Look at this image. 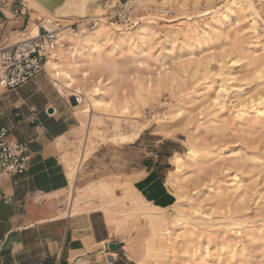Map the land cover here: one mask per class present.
<instances>
[{
    "label": "rangeland",
    "instance_id": "374dc122",
    "mask_svg": "<svg viewBox=\"0 0 264 264\" xmlns=\"http://www.w3.org/2000/svg\"><path fill=\"white\" fill-rule=\"evenodd\" d=\"M120 1L124 0H92L90 10H87L90 0H73L75 5L80 6V11L65 19V22H60L63 24L61 30L66 26L72 34L84 30L93 32L100 24L92 29L90 25L85 24L87 22H82L88 18L81 20L76 17L85 18L83 16L92 14L95 16L92 18H97L98 13L100 16L104 15L105 22L118 25L121 29L111 30L99 43L101 52L109 59V66L101 69L91 68L81 59L74 76V88L79 89L82 95L96 83L100 89L96 99L103 102L96 111L94 110L97 123L93 127L99 129L92 137L94 148L79 166L76 181L77 200L73 205L75 211L102 209L105 213L116 214L120 226L124 228L120 236L124 240L128 257L138 264L149 231L147 212L138 206L137 201L143 199L132 187L131 179L135 177L132 175L143 166L157 167L169 173L174 170L171 157L184 155L188 152V147H192L198 157L194 161L184 157L183 171L176 177L177 180L174 179L176 182H173L171 190L183 196L185 202L189 199L187 203L180 202L184 204L186 212L193 213L187 208L192 204L199 214L190 216L186 225L168 227L173 240L170 236L168 239L174 243L175 252V255L171 256L176 259L168 260L166 257L159 261L166 264H189L186 261L187 256L182 255L183 250L194 246L199 248L200 253H205L206 260L212 263L219 257L230 261L231 264H264V119L258 122L251 117L243 120L234 118V112L242 101L248 100L249 97L255 98L257 94H264V0H153L138 7L130 4V23L126 24L106 19V16L117 10ZM234 1L245 3L246 8L251 1L257 14L245 8L244 15H233L229 20H223L225 14L222 13H225V9L222 7L231 5ZM95 10L97 13H94ZM28 16L30 18V14ZM38 17L44 19L41 15ZM253 21L256 23V32L247 28L249 22L251 25ZM37 23L39 24L38 21ZM142 24L150 31L143 42L140 39L142 35H139L136 29ZM190 26H194L196 32L202 34H199L198 40L191 32ZM228 26L236 27L234 33L228 31ZM126 33L132 34L134 42L124 41ZM230 33L241 37L244 52L238 51L232 45L233 35ZM229 47L231 49H228ZM235 59L238 64L232 63ZM245 63L251 65L246 67ZM223 73L234 77H230L227 82L229 90L221 93L220 99L213 103L212 98L218 91L216 89L221 85L223 78L227 79ZM36 78L42 80L50 91L58 93L46 71ZM206 83L211 84L208 91L203 90L207 88ZM193 91L200 94L192 98ZM60 96L71 106L76 121V127L70 133L69 140L64 142L63 153H77L80 150V139L84 135V132L80 131L82 118L75 108L78 104L74 97ZM223 104L225 106L222 107ZM119 133L128 137L138 134V138L133 143L119 145L111 140ZM101 136L103 142L100 141ZM213 151L218 154L217 157H213L215 154L211 155ZM230 153L234 161L231 160ZM257 163L258 166L260 164L261 170L258 169ZM193 170L197 172H194L196 175ZM234 175H240L237 180L240 179L238 181L242 183V188L235 195H229L228 191L224 190ZM217 187H220L222 195L217 194ZM209 209L210 212L207 213ZM160 210L165 211V217L169 221L175 216L173 206ZM182 234L186 235V238L179 236ZM228 247L233 249L232 259L228 255ZM152 260V257H149L147 264H154Z\"/></svg>",
    "mask_w": 264,
    "mask_h": 264
},
{
    "label": "crops",
    "instance_id": "0c3cea01",
    "mask_svg": "<svg viewBox=\"0 0 264 264\" xmlns=\"http://www.w3.org/2000/svg\"><path fill=\"white\" fill-rule=\"evenodd\" d=\"M1 1L0 45L15 41L29 23L11 19L9 10L22 5L27 16L31 12L24 0ZM58 93L37 78L13 90L0 88V124L14 125L8 139L29 154L22 175L0 180V264H135L120 236L124 228L115 229L102 209L73 212L66 206L72 191L63 147L76 121ZM136 172L132 187L146 203L158 209L175 204L168 172L146 166Z\"/></svg>",
    "mask_w": 264,
    "mask_h": 264
},
{
    "label": "bare ground",
    "instance_id": "6f19581e",
    "mask_svg": "<svg viewBox=\"0 0 264 264\" xmlns=\"http://www.w3.org/2000/svg\"><path fill=\"white\" fill-rule=\"evenodd\" d=\"M25 2H28V7L30 8V10L32 11V13H30V18H29V24L26 27L25 31L17 34L15 41H21V40H25V39H30V38H35L38 35V27L39 24L37 23V19H39L40 17H38V15H41L42 17H44V19L50 18V19H55L58 20L59 22H65V19L71 18L72 16H67L64 18H58L55 17L53 15H51L47 10H45L42 6H40L35 0H24ZM149 1H153V0H130V4L131 6H141L143 3L149 2ZM251 2V1H250ZM248 2V6L246 8V6H244V4H242L241 1H234L231 5L227 4L226 6L222 7L223 9H225V14L223 15V20L228 19L230 16L233 15H244V11H246V9H249L250 12L252 11L253 13L257 14L256 9L254 8L253 4ZM27 5V4H26ZM78 8L80 7L77 4ZM233 6V7H232ZM149 8V7H148ZM246 8V9H245ZM222 9V10H223ZM78 11L80 10H76V12H74V14H78ZM216 11H214L215 14ZM219 12V11H218ZM94 13H97V11L95 10ZM93 13V14H94ZM81 14V13H80ZM211 14V12H210ZM222 14H220V16H222ZM213 15V14H212ZM248 15V14H247ZM94 15L89 14L87 16H83L85 18H92ZM104 15H98L97 13V18L99 19V24L100 27L96 30H92L93 32H86V30L81 31L77 34H72V32H70V29H67L66 26H64L60 32V34L58 35V42H57V46L56 48L50 53V55H48L47 60H46V64H45V71L49 74L50 79L53 82V85L55 86V88L57 89V91L62 95V96H68V97H74L77 96L79 99V103L78 105L75 107L78 109L79 115L82 118L81 121V132H84L83 137L80 139V150L79 152H64L63 155V161L65 162V165L69 168L68 172H67V177L69 179V183H70V188H71V196L68 199V207L72 208V211L75 212L74 209V203L76 202L77 198H76V192L78 190L77 185H76V181L78 178V174H79V166L86 160V158L88 157L90 151L92 150V144H93V139L92 137L98 133V128H94L93 126L96 125L97 120H96V116L94 115V112L99 108L100 105L103 104V102L100 100L96 99V95L100 94V89L98 88L97 84L95 83L94 86L86 89V92L82 95L80 94V92L78 91L79 89L74 88V76L76 71L78 70V64L79 61L82 59L84 63L87 64V66L91 67V68H100L101 67H107L109 66V62L106 57L105 54H103L101 52V45L100 40L103 39L104 37L107 36V34L111 31V30H116V31H120L121 29L119 28L118 25L115 24H109L107 22H105L106 20L103 18ZM256 16V15H254ZM82 17V16H81ZM95 17V16H94ZM216 18V17H215ZM249 18V17H248ZM245 19V16H244ZM88 20V19H87ZM229 20V19H228ZM252 20V18H251ZM86 21V20H85ZM246 21V20H245ZM235 22V21H234ZM255 21H253V23L250 25L249 22V27L251 31L256 32V26L254 23ZM189 23V22H188ZM210 23V22H209ZM247 23V22H246ZM62 24V23H61ZM197 24V23H196ZM63 25V24H62ZM66 25V24H64ZM81 25V24H80ZM235 25V24H232ZM99 26V25H98ZM240 26V25H239ZM248 26V25H247ZM183 27V26H182ZM191 27V26H190ZM194 27V26H193ZM191 27V32H193V34H195V36L197 37L196 40H198V36H200L199 34L201 33H197L195 28ZM203 27V26H202ZM238 27V25H237ZM245 27V26H244ZM199 28V27H198ZM233 26H228V31H235ZM137 31H139V35L141 36V42H143L145 36H147L148 34H150V31L147 30L146 25L142 24L140 26H138V28H136ZM152 29V27L150 28ZM197 29V28H196ZM205 29V28H204ZM238 29V28H237ZM183 30V29H182ZM202 30V28H201ZM207 30V29H206ZM227 30V29H226ZM91 31V30H89ZM153 31V30H152ZM189 31V30H187ZM204 31V30H203ZM225 31V30H223ZM227 31V32H228ZM243 31V30H242ZM247 31V30H245ZM180 32V31H179ZM226 32V31H225ZM241 32V30H240ZM174 33V31H173ZM184 33V32H183ZM204 33V32H203ZM208 33V32H207ZM234 33V32H233ZM244 33V32H243ZM209 34V33H208ZM225 34V33H223ZM231 34V33H230ZM242 34V33H241ZM248 34V33H246ZM250 34V33H249ZM248 34V35H249ZM256 34V33H255ZM202 35V34H201ZM220 35V34H219ZM227 35V33L225 34ZM224 35V36H225ZM233 35V34H231ZM240 35V34H239ZM174 36V35H173ZM230 36V35H229ZM228 36V37H229ZM243 36V35H242ZM251 36V35H250ZM136 37V36H135ZM151 37V35H150ZM153 37V35H152ZM254 37V36H253ZM188 38V37H187ZM227 40H229L227 37H224ZM243 38V37H242ZM249 38V37H248ZM105 39V38H104ZM103 39V40H104ZM124 41L127 43H130L133 40V36L131 33H126L125 37H124ZM225 40V39H224ZM231 42L232 45L241 52H244L243 48H242V43H241V37L234 34L231 37ZM226 41V40H225ZM115 42V41H114ZM113 42V43H114ZM134 42V41H132ZM204 42V41H203ZM228 42V41H227ZM225 42V43H227ZM229 42V43H231ZM206 43V42H205ZM250 43V42H249ZM133 44V43H132ZM142 44V43H141ZM140 44V45H141ZM251 44V43H250ZM110 45V44H109ZM139 45V44H138ZM137 45V47H138ZM127 46V45H126ZM190 47V46H189ZM195 47V45H194ZM227 47V46H226ZM113 48V47H112ZM130 48V47H129ZM131 48H133L131 46ZM130 48V49H131ZM140 48V47H139ZM134 49V48H133ZM228 49H231L230 47ZM250 49V48H248ZM126 50V49H125ZM140 50V49H139ZM135 51V50H134ZM133 52V51H132ZM144 52V51H143ZM142 52V53H143ZM240 52V53H241ZM127 53V50H126ZM130 53V52H129ZM138 54V52H136ZM141 53V52H140ZM139 53V55H140ZM145 53V52H144ZM143 53V54H144ZM250 53V52H249ZM135 54V53H134ZM142 54V55H143ZM252 55V54H251ZM242 56V53H241ZM244 56V55H243ZM253 56V55H252ZM250 56V57H252ZM146 57V56H145ZM249 57V56H248ZM247 57V58H248ZM249 57V58H250ZM143 58V57H142ZM248 58V59H249ZM257 58V57H256ZM220 59V58H219ZM254 59V58H253ZM264 59V58H263ZM145 60V59H143ZM242 60L245 61V59L242 58ZM252 60V59H251ZM263 61V60H261ZM220 62V61H218ZM230 62V61H229ZM238 60H232L233 64H238L237 63ZM246 62V61H245ZM264 62V61H263ZM248 63V62H247ZM231 64V63H230ZM250 64V63H249ZM245 63L246 65H249ZM252 64H254V62L252 61ZM201 65V64H200ZM205 65V64H203ZM217 65H220L219 63H217ZM251 65V64H250ZM206 66V65H205ZM222 66V65H221ZM114 67V66H113ZM247 67V66H246ZM252 67V66H251ZM250 68V66H249ZM248 68V69H249ZM246 69V68H245ZM202 70V69H201ZM208 70V68H207ZM233 70V69H232ZM231 70V71H232ZM263 71V69H262ZM216 73V72H215ZM260 73V72H259ZM264 73V72H263ZM207 74V73H206ZM209 74V73H208ZM224 74V73H223ZM262 74V73H261ZM264 75V74H263ZM205 76V75H204ZM215 76V75H214ZM221 76V75H220ZM223 76H225L227 79L222 80L221 85H219V88L216 89V93L215 96L212 98L213 103L217 102L220 99V94L223 92L228 91L227 90V82L231 79L230 77H234V76H230L228 73L224 74ZM202 77V76H201ZM206 78V77H205ZM248 78V77H246ZM235 79V78H234ZM202 80V79H201ZM210 80V79H208ZM258 80V78L256 79ZM255 80V81H256ZM168 81V80H167ZM197 82V80H195ZM225 81V82H224ZM259 81L260 78H259ZM203 82V81H202ZM231 82V81H230ZM208 83V81H207ZM207 88H203V90H207L208 88H211L209 84H207ZM248 83V82H247ZM192 84V83H191ZM194 84V82H193ZM213 84V83H212ZM262 84V83H261ZM169 85V84H168ZM167 85V86H168ZM217 85V87H218ZM259 85V84H258ZM108 86V85H107ZM185 86V85H184ZM194 87V85H193ZM102 88V87H101ZM176 88V87H175ZM229 88V86H228ZM75 89V90H74ZM174 89V87H173ZM202 89V88H201ZM180 90V89H179ZM199 91V90H198ZM181 92V91H180ZM201 92V91H199ZM203 92V91H202ZM200 94V93H199ZM197 91H193L192 92V98L197 97ZM212 94V93H211ZM227 94V93H226ZM189 95V94H187ZM204 95H202L203 97ZM207 96V95H205ZM210 96V95H209ZM208 96V97H209ZM188 97V96H187ZM201 97V99H202ZM249 97V96H248ZM247 97V98H248ZM188 99V98H187ZM190 99V98H189ZM200 99V97H199ZM200 99V100H201ZM240 99V98H239ZM182 100V99H181ZM196 100V99H193ZM104 101V99H103ZM107 101V100H106ZM206 101V100H205ZM211 101V100H210ZM195 102V101H194ZM201 102V101H200ZM106 103V102H105ZM192 103V102H191ZM189 104V103H188ZM202 104V103H201ZM76 105V104H75ZM205 105V104H204ZM221 105V104H220ZM198 106V105H197ZM225 106L224 104L222 105V107ZM219 107V106H218ZM95 110V111H94ZM193 110V108L191 109ZM196 110V109H195ZM194 110V111H195ZM213 110V109H212ZM235 110V109H234ZM211 111V110H210ZM217 111V110H216ZM213 112V111H212ZM209 112H207L208 114ZM97 114V113H96ZM100 114V113H99ZM189 114V113H187ZM186 114V115H187ZM205 114V113H204ZM216 114V113H215ZM191 115V114H190ZM189 115V116H190ZM213 116V115H212ZM120 117V116H119ZM188 117V116H187ZM185 117V118H187ZM200 117V116H199ZM251 117L254 121H258L261 122V120L264 119V94H257L255 98H250L246 101H242L238 106L237 109L234 112V118L238 119V120H243L246 118ZM217 118V117H216ZM219 118V117H218ZM262 118V119H261ZM118 119V118H117ZM202 119V118H201ZM220 119V118H219ZM217 121V120H216ZM230 121V120H229ZM102 122V121H100ZM206 122V121H205ZM211 122V121H210ZM237 122V121H236ZM194 124V123H193ZM197 123H195L196 125ZM206 124V123H205ZM209 124V122H208ZM223 124V122H222ZM224 125V124H223ZM194 126V125H193ZM198 126V125H197ZM219 126V125H218ZM192 127V126H191ZM196 127V126H195ZM209 127V126H208ZM223 127V126H222ZM224 128V127H223ZM204 130V129H203ZM214 132V130H213ZM217 132V131H216ZM223 132V131H222ZM230 132V131H229ZM117 133V132H116ZM75 134V133H74ZM218 134V133H217ZM221 134V133H220ZM219 134V136H220ZM210 135V134H209ZM212 137V136H211ZM138 138V134H134L133 136H125L123 134L119 135H115L111 138V140L114 143H117L119 145L123 144V143H133V141H135ZM69 140V139H68ZM67 140V141H68ZM77 140V139H76ZM103 140V137H100V141ZM205 140V139H204ZM66 142V141H65ZM70 142V141H69ZM78 143V142H77ZM95 143V142H94ZM72 144V143H71ZM61 145V144H60ZM65 145V144H64ZM74 145V144H73ZM217 149V147H215ZM77 149V148H75ZM199 150V149H198ZM204 151V150H203ZM215 151V150H214ZM211 152V155H214L216 152ZM233 153V152H232ZM220 154V153H219ZM252 154V153H249ZM218 154H215L213 157H217ZM231 155V153H230ZM252 156V155H251ZM261 156V155H259ZM184 157L185 158H189L191 160H195L198 156L196 151L192 148V147H188V152L184 155H174L171 157L172 163H173V167L174 170L170 171L168 173V180H167V184L166 186H168L169 191L172 192V194H174L175 198H176V203L173 205V209L175 212V216L169 221L166 217H165V211L164 210H160L158 208H155L153 206H151L150 204L146 203L143 200H139L138 202V206L141 208V210L146 211L147 212V225H148V237L144 240V249L142 252V256L140 257V259L138 260V264H147L146 260L149 257H152V260L154 262V264H166L164 262L159 261L160 259H164V258H168V260L171 258L176 259V257H173L175 254L174 252V246H173V242L171 240L172 237L170 236L169 231V226H177L180 227L182 225H186L187 220L190 218V216L195 215V214H199L198 210H195L192 206V204H189V206H187L188 209H191L193 211V213L189 214L188 212H186V208H184V204H180V202L182 203H187V201H189V199L186 200V202L183 200V196H181L178 192L176 191H172L171 187L173 185L174 179L177 180V176L179 174L182 173L183 171V167L185 165L184 162ZM250 157V155H249ZM232 155H231V160H232ZM235 159V158H234ZM237 159V158H236ZM230 160V159H229ZM238 160V159H237ZM234 161V160H232ZM243 161V159H242ZM221 162V161H220ZM226 162V161H225ZM77 163V164H76ZM228 163V162H227ZM253 163V162H251ZM218 164V163H217ZM220 164V163H219ZM258 166V163H257ZM194 167V166H193ZM228 167V166H227ZM250 167V166H249ZM260 167V164L258 166V169ZM264 167V166H263ZM219 168V167H218ZM217 168V169H218ZM228 169V168H227ZM261 170V169H260ZM259 170V171H260ZM191 171V170H190ZM264 172V170H262ZM195 172V170H193V173ZM197 173V172H195ZM194 173V174H195ZM196 175V174H195ZM182 176V175H181ZM240 175H234L232 176L231 180H230V184H228V186L226 187V189L224 191H228L229 195H235L237 192H239L242 188V183L240 184V179L237 180V177ZM177 177V178H176ZM257 178V177H256ZM255 178V180H256ZM252 179V178H251ZM243 180V179H242ZM253 180V179H252ZM180 181V180H179ZM228 182V181H226ZM225 182V183H226ZM244 183V182H243ZM253 183V182H252ZM214 184H216L214 182ZM255 185V183H254ZM245 186V185H243ZM221 187V186H220ZM220 187L217 189H219V192H217L218 195H222V192ZM246 187V186H245ZM209 188V187H208ZM211 188V187H210ZM248 188V187H247ZM167 189V188H166ZM223 191V190H222ZM250 191V190H249ZM213 193V192H212ZM216 193V192H215ZM214 193V194H215ZM208 195V194H207ZM191 196V195H190ZM209 196V195H208ZM222 199V198H221ZM232 199V197H231ZM223 201V200H222ZM221 201V202H222ZM236 201V200H235ZM242 200H240L241 202ZM189 203V202H188ZM192 203V202H191ZM238 204V202H237ZM239 204H244V203H239ZM230 205V204H229ZM172 207V206H171ZM215 210V208L213 209ZM228 212V210H226ZM210 212V209L207 210V213ZM226 212V213H227ZM110 223L113 224L114 228L117 229L120 226V222L118 221V218L115 217L116 214H114L113 212H106ZM173 214V213H172ZM200 216V215H199ZM223 216V215H222ZM229 217V216H228ZM223 218V217H222ZM216 219V218H215ZM213 220V219H212ZM228 220V219H226ZM198 221V220H197ZM223 221V220H222ZM207 223V222H206ZM219 224V223H218ZM225 224V223H224ZM230 224V223H229ZM254 224V223H253ZM262 224V223H261ZM260 224V225H261ZM197 225V224H196ZM195 225V228H196ZM216 225V224H215ZM239 225V224H238ZM237 225V226H238ZM257 226H259L256 223ZM244 226V225H243ZM246 226V225H245ZM262 226V225H261ZM201 227V226H199ZM224 227V225H223ZM187 228V226H186ZM209 228V227H208ZM221 228V226H220ZM240 228V227H239ZM183 229V228H182ZM189 229V228H188ZM198 229V228H197ZM201 229V228H200ZM226 229V228H225ZM233 229V228H232ZM259 229V227L257 228ZM177 230V229H176ZM178 230L180 231L181 229L178 228ZM185 231V229H183ZM182 230V231H183ZM190 230V229H189ZM199 230V229H198ZM197 230V232H199ZM213 230V228H212ZM218 230V229H216ZM224 230V229H223ZM195 231V230H194ZM192 231V233L194 232ZM226 231V230H224ZM237 231V230H235ZM196 232V231H195ZM196 232V233H197ZM201 232V231H200ZM208 232V231H207ZM232 232H234L232 230ZM258 232V231H257ZM191 233V232H190ZM205 233V232H204ZM237 233V232H236ZM176 234V233H174ZM222 235H224L223 232H221ZM232 234V233H231ZM250 234V233H249ZM248 234V235H249ZM197 235V234H196ZM207 235V234H206ZM209 235V234H208ZM230 235V233H229ZM170 236L171 240L168 239ZM182 236V238H186L184 234L179 235ZM177 236V237H179ZM233 236V235H232ZM243 237V236H242ZM245 237V234H244ZM176 238V236H175ZM220 238H222V236L220 235ZM236 238V237H235ZM242 239V238H241ZM175 240V239H174ZM218 240V239H217ZM237 240V239H236ZM239 240V239H238ZM244 240V238H243ZM255 240V237H254ZM186 241V240H185ZM229 241V240H227ZM198 242V240L196 241ZM217 242V241H216ZM224 242V240H223ZM236 242V241H235ZM179 243V242H178ZM176 243V244H178ZM230 243V241H229ZM262 243V242H261ZM237 244V242H236ZM179 245V244H178ZM184 245L185 242H184ZM221 245V244H220ZM177 245H175L176 247ZM182 246V245H181ZM196 246V245H195ZM218 246V244L216 245ZM223 246V245H222ZM240 246V245H238ZM185 247V246H184ZM224 247V246H223ZM214 248V247H213ZM257 248V247H256ZM220 249V248H219ZM228 255L231 257L232 259V253H233V249L232 247H228ZM178 250V249H177ZM204 250H206V247H204ZM225 250V248H224ZM248 250V248H247ZM259 250L261 251V248L259 247ZM215 251V250H214ZM204 252V251H203ZM213 252V251H212ZM216 252V251H215ZM219 252V251H218ZM257 252V251H256ZM182 255H186V261L189 264H231L230 261L228 260H224V259H220L219 257L217 258L216 255V259L213 263L209 262L206 260V254L204 253H200L199 252V248L198 247H194V246H189L186 247L185 250H183ZM220 253V252H219ZM217 253V254H219ZM226 253V252H225ZM252 253V252H251ZM258 253V252H257ZM171 254L173 256H171ZM208 254V253H207ZM236 254V253H235ZM209 255V254H208ZM237 255V254H236ZM235 255V256H236ZM249 255V254H248ZM245 256V255H244ZM252 256V255H251ZM208 257V256H207ZM228 257V256H227ZM240 257V256H239ZM257 257V256H256ZM260 257V256H259ZM211 258V257H210ZM226 258V257H225ZM229 258V257H228ZM236 258V257H235ZM243 257H241L242 259ZM214 259V258H213ZM230 259V260H231ZM180 260V259H178ZM185 260V259H184ZM238 260V259H237ZM244 260V259H243ZM175 261V260H174ZM252 261V260H251ZM168 262V261H167ZM172 262V261H170ZM180 262H182L180 260ZM149 263V262H148ZM178 263V262H176ZM179 264V263H178ZM233 264V263H232ZM236 264V263H235ZM257 264V263H256ZM260 264V263H259Z\"/></svg>",
    "mask_w": 264,
    "mask_h": 264
},
{
    "label": "built area",
    "instance_id": "2783aa9c",
    "mask_svg": "<svg viewBox=\"0 0 264 264\" xmlns=\"http://www.w3.org/2000/svg\"><path fill=\"white\" fill-rule=\"evenodd\" d=\"M6 4L0 0V11ZM130 0L120 1L119 7L113 14L106 16L107 20L116 23H130ZM11 19L29 16L21 5L9 10ZM39 22L38 35L35 38L21 41H5L0 45V88L13 90L22 84L35 79L45 73V64L48 55L56 48L61 24L55 19H37ZM85 24L93 29L99 25L98 18H88ZM78 104L79 99L74 96ZM1 118V113H0ZM14 125L3 127L0 124V180L4 177L22 175L28 168L29 154L23 145L8 139V133ZM17 264V263H14Z\"/></svg>",
    "mask_w": 264,
    "mask_h": 264
},
{
    "label": "water",
    "instance_id": "95a60500",
    "mask_svg": "<svg viewBox=\"0 0 264 264\" xmlns=\"http://www.w3.org/2000/svg\"><path fill=\"white\" fill-rule=\"evenodd\" d=\"M40 6H42L45 10H47L51 15L64 18L67 16L75 15L74 12L78 10V6L73 3V0H35ZM92 0H90L89 4L87 5V10L89 9V5L91 4ZM75 18V17H74ZM77 19H87V18H79ZM51 113V111H49ZM110 250H117L118 246L115 244H110L108 246Z\"/></svg>",
    "mask_w": 264,
    "mask_h": 264
}]
</instances>
